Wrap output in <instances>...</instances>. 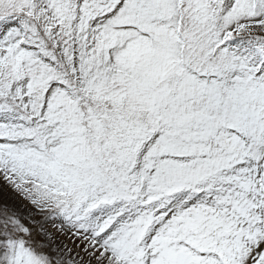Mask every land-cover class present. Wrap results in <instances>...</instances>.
I'll use <instances>...</instances> for the list:
<instances>
[{"label":"snow or ice","instance_id":"obj_1","mask_svg":"<svg viewBox=\"0 0 264 264\" xmlns=\"http://www.w3.org/2000/svg\"><path fill=\"white\" fill-rule=\"evenodd\" d=\"M0 264H264V0H0Z\"/></svg>","mask_w":264,"mask_h":264}]
</instances>
